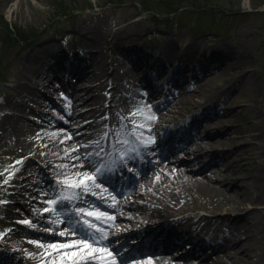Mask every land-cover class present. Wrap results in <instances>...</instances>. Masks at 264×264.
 Wrapping results in <instances>:
<instances>
[{"label": "rangeland", "instance_id": "rangeland-1", "mask_svg": "<svg viewBox=\"0 0 264 264\" xmlns=\"http://www.w3.org/2000/svg\"><path fill=\"white\" fill-rule=\"evenodd\" d=\"M41 46L43 49L38 48ZM35 48L39 49L35 58L25 59L24 56ZM200 51L211 53L204 62L211 70L200 72L193 78L185 76L175 88L173 97L166 95L165 89L169 86L163 75L152 77L153 64L160 68L162 59L168 58L169 62L178 64L175 53L186 52L188 60H192L194 55L201 54ZM171 52L173 54H169ZM77 53L84 57H77ZM76 54L75 63L81 65H73L75 73L79 71L84 75L63 77L67 73L65 68L70 56L74 58ZM155 57H161V60L156 61ZM54 60H58L55 65L52 64ZM87 62L91 68L90 64L83 66ZM168 64L165 69H172L171 63ZM49 66L58 68L56 72L60 79L46 85L45 74L53 73ZM92 68L96 70L95 75L91 73ZM182 73L189 75L190 72ZM251 74L257 77L259 90L252 84ZM84 76L90 78L97 88V113L100 117L89 116L88 120L73 126L91 109V105L86 106V103L92 94L79 95ZM225 81L229 82L227 86ZM147 82L154 91L157 90L156 94L148 95L151 88ZM189 84L193 87L183 91ZM166 97L171 101L164 103L163 107L155 104ZM195 103L203 105L205 110L198 109L199 112L193 113L191 130L198 133L197 141L210 144L195 154L182 152L174 156L182 160L173 158L171 164L164 162L159 165L165 168L175 165L183 169L187 163L189 169L184 171L185 174L191 178L214 175L211 178L215 185L218 183L214 178L229 172V177L236 181L227 180L222 185L227 198L212 189L199 196L198 201L168 206V202L159 197L167 193L163 190L164 193L160 191L152 201L149 197L147 202H152L153 208L144 217L129 221L118 216L113 225H127L119 229L126 232L159 213L224 212L230 208L232 198L239 200L245 209L243 211H247V225L255 236L240 238L234 247L225 250L226 254L224 249L214 253L205 250L200 261L193 256L180 257L177 252L154 256L176 263L196 260L201 264H242L240 257L247 255L240 250L248 247L253 255L250 264H264V0H0V194L8 186L10 189L17 185L16 200L19 202L11 207L4 204L8 207L4 209L9 217L7 222L0 220L1 241H7L8 247L24 258L28 256L33 261L43 259L41 263L50 256L46 257L42 248L40 253L43 254L34 252L31 255V249L26 250V247L32 241L37 245L73 243L74 240L62 236L43 240L40 236L29 235V231L20 227L23 225L43 233L49 231L48 227L34 220H29L31 224L20 223L27 220L28 215L20 211L24 209L42 221L54 220L52 212L43 213L47 206L39 202L44 200L38 196L43 187L36 184L40 167L56 180L64 178L61 173L71 175L76 169L82 172L87 168L81 159L84 144H76L79 139L87 136V140L95 141L97 146L100 141L105 144V140H115L114 144L119 145L122 140L132 141L136 138L131 134L134 119L137 125H143L137 128V135L148 140L152 132L167 122L182 119L187 110L196 111L198 106H194ZM76 108L78 113L74 111ZM138 109L139 113L132 117L131 113ZM205 111L211 112L210 116L196 122ZM57 129L73 132V136L63 144L75 143L73 149L77 151H67L69 155L49 156L47 152L55 151L38 145L41 140L48 144L51 138H55L52 134ZM256 143L260 147L253 149L252 145ZM58 149L56 146L55 150ZM74 156L80 159L73 160ZM73 164L78 167H72ZM60 165L68 167L61 168ZM152 171L142 179L150 177ZM250 175L254 177L246 178L249 186L245 190L242 178ZM6 179L7 184L4 183ZM152 181L155 185L160 179ZM190 182L180 180L176 185L192 188L194 182ZM90 187L91 192L99 195L107 206L113 204L110 192L100 189L99 193L92 183H89ZM258 187L263 194L261 200L249 199ZM236 190L241 193L234 194ZM140 195L137 193L132 197L138 204L130 206V203L123 211L130 213L140 209ZM3 210L2 215L6 214ZM108 228L113 235L119 231L107 226V233ZM237 234L242 237L244 233L237 231ZM100 246L108 249L107 244ZM180 249L186 250L183 246ZM51 252L55 256L54 250ZM58 262L60 259L55 263ZM94 264L103 263L98 259Z\"/></svg>", "mask_w": 264, "mask_h": 264}, {"label": "bare ground", "instance_id": "bare-ground-1", "mask_svg": "<svg viewBox=\"0 0 264 264\" xmlns=\"http://www.w3.org/2000/svg\"><path fill=\"white\" fill-rule=\"evenodd\" d=\"M167 43V44H166ZM166 45H170V42H166ZM216 44V43H215ZM222 45V44H221ZM44 46L38 47L39 49H43ZM38 48H35V50H32L31 52L27 53L24 58L28 59L29 61L32 58H35L36 53L39 51ZM48 48V47H47ZM46 48V49H47ZM194 52H196V50H193ZM202 54H204V51H200ZM209 52V51H207ZM218 54V53H217ZM91 68V67H90ZM116 68L113 69V71H115ZM91 72H95V69H91ZM251 78L253 79L252 84L255 85V88L259 90V83H258V79L254 74L250 75ZM84 82L83 85L81 87V89L79 91H81L79 93L80 94H84V96L90 95V101L88 103H86L88 105H91V109L89 112H87V114L83 115L81 119H78L74 122V125H78L83 123L84 121L88 120L89 116H94V117H100V114L97 113V109H98V94H97V88L95 86V84L92 83L91 79L88 77L84 76ZM227 84H229L228 81L224 82V85L227 86ZM90 92V93H89ZM199 103H195L194 106H198ZM191 108V107H190ZM74 111L76 113H78L79 109L76 108L74 109ZM87 123V122H85ZM90 127V126H89ZM55 133H53L52 137L55 138H51V140L49 141V143H45L43 140L38 142V145L43 147V149L46 150H54L55 152L51 153L47 152L49 156H58L61 154H65L67 151H71V149H73V147H76L75 143H68L67 145L63 144L66 140L69 139V137L73 136V132L72 131H68L67 129H57L54 131ZM50 137V134L49 136ZM40 140V139H39ZM89 140V139H88ZM87 136L84 138L79 139L76 144H87ZM61 141H63V143H61ZM207 144V147L210 143L207 142H203V141H196L194 142V147L193 150H191V152H195V151H199L201 149H204L205 146ZM56 146L59 147V149L56 151ZM85 146V145H84ZM260 145L258 143H256L255 145H252L253 149H257L259 148ZM91 147L86 148V151H89ZM72 152V151H71ZM195 154V153H194ZM199 156V154H198ZM196 156V158L198 157ZM171 164V163H169ZM189 164L185 163L183 165V169L181 168H176V166H167V168H165L164 166H158V165H154L153 171H152V175L150 177H147L146 179H142L140 177V182L137 185L136 188H134L133 193H131L130 195H127L125 197H123L122 199H120L116 204H115V208L116 209H120V206H128L130 203V206H135L136 204H138L136 201V199H132L133 195L135 194H141L140 195V199L138 200L139 202H142V206L140 207V209L136 210V211H132L130 213L126 212V211H122L121 213H119V216L122 217H126L129 221H132V219H134L135 217H144L146 215V213L149 211V209L153 208V204L152 202H147L149 201V197L152 199L154 198L153 196L158 195L159 196V192L161 191L162 193L163 190H166L167 193L162 194V196H159L160 199L165 203L168 204V206H172V205H178V204H186L192 200L194 201H198L199 200V196H203L206 195L210 190L214 189L216 193L221 194L223 196H225L227 198V193L225 191H223L222 189V185L227 181V180H231V181H236V179H233L231 177H229V172L226 173H221L219 174V177L216 179L214 178V182L218 183L217 185L213 184V180L211 177H214V175L208 176V175H204V176H196V177H192L189 174H185L184 171L186 169H189ZM80 170L76 169V172H79ZM83 172H87L86 170H83L81 173ZM90 174V173H89ZM157 177V178H155ZM245 178H242V184L244 187V189L246 190L249 186L248 181L247 180L252 177H254V175H250V176H244ZM156 179H160L159 181H156L155 185L154 182L152 180H156ZM185 181L188 183V181H191L190 183H192V188L190 186H178L176 185V182L179 181ZM209 180V182H208ZM211 180V181H210ZM211 183V184H210ZM160 186H162L163 188H159ZM241 193V191H234V194H238ZM196 196V197H193ZM263 194H261V190L260 188H256L254 190V193L251 195V200L253 201H259L261 200ZM229 199V198H228ZM133 200V201H131ZM136 200V201H135ZM231 202L229 206L230 208H226L224 210V212H213L212 213H203V212H195L192 216V220L195 222L192 225L194 226V228L196 229H201L202 232H206L209 235L212 234H217V233H222V232H228L230 236H234L235 238V242L239 241L240 238H250L255 236L252 231L249 230V227L247 225V215L246 212L247 211H243L244 207H242L239 202V200H234L232 198H230ZM245 210V209H244ZM112 217H116L117 213H114L113 215H111ZM114 229L118 228H125V224L120 223L118 224V227H116L115 225ZM242 232L244 233L242 237H240L239 234L236 235V232ZM239 235V236H238ZM235 242L232 243L230 246L226 247V250L229 249L230 247H234ZM33 244V245H32ZM28 244L26 247V250H30L31 255H34V252L38 253V254H43L45 252L46 253H52V249H48L46 246L49 244H59V242H53V243H45L42 244L45 247H43L42 251H41V247H38L37 244ZM31 245V246H30ZM234 245V246H233ZM35 246V247H34ZM174 249L175 246H172ZM79 248V247H78ZM78 248L72 249V250H67L70 252H74V251H78ZM87 250H85L86 252ZM215 251V250H214ZM213 251V252H214ZM225 251V250H224ZM241 252H246V257H240V260L242 261V264H250L252 263L253 260V255L251 253V249H249L248 247H245L244 249L240 250ZM3 252V251H2ZM235 252V251H234ZM227 252L225 251V254ZM83 254V253H82ZM94 254H99L100 257L106 256V253H94ZM174 254V253H173ZM54 254L51 255H46L45 261L43 263H41L43 261L39 260V261H34L33 263L35 264H64V263H70L69 260H67V258H65L63 261L60 260V262L55 263L56 261H58L60 258L53 256ZM203 254H199L197 256V260H199L200 258H203ZM108 258V257H107ZM58 259V260H56ZM110 259V258H108ZM200 261V260H199ZM199 261H183V262H173L170 259H164V257H153V255H151V257L145 256L142 259H137L136 261H132L129 264H201L199 263ZM256 263H259V261H256ZM253 264H255L253 262Z\"/></svg>", "mask_w": 264, "mask_h": 264}, {"label": "snow or ice", "instance_id": "snow-or-ice-1", "mask_svg": "<svg viewBox=\"0 0 264 264\" xmlns=\"http://www.w3.org/2000/svg\"><path fill=\"white\" fill-rule=\"evenodd\" d=\"M139 109L136 112L131 113L132 117H135L139 113ZM151 119H155V117H150ZM133 129H132V135L136 137L137 140L140 139V136L137 135V128L143 127V125H137L136 121L132 120ZM70 139V137H69ZM123 144H128L129 142L127 140L119 141ZM63 143V141H61ZM143 143V142H142ZM71 151H77V149H72ZM66 155H69L68 152H66ZM96 155L99 156V153H96ZM73 160H79V156L72 157ZM17 163H20L18 161ZM115 163V161H113ZM61 168H67L68 165H60ZM72 167H78V165L73 164ZM109 165L104 163L103 161L94 168V173L89 174L88 172H74L71 175L67 173H61V175L64 177L63 179H58L56 181V184L60 186V190L56 193L52 194L51 199L44 200L43 203L47 204L49 207L43 208V213H49V212H55L56 208L55 206H58L60 204H63L64 202H73L79 199V193L76 190H80L83 193H89L92 195H96V193L91 192L89 188V183H92L95 185V187L99 188L100 185L96 184L95 181L98 177V175L102 174L103 171L108 168ZM73 177H78L79 179H74ZM9 177L8 179H10ZM8 179L4 181L5 184L8 183ZM43 196L50 195L48 192L41 193ZM114 200V197H113ZM0 203H3V201H0ZM74 214L78 216H88V217H94L97 221H101L104 219H107L109 221L113 220L114 217L107 215L106 213L99 211V210H87L83 207L76 208L74 210ZM58 220H54L53 223H58ZM20 223L24 224H31V221L24 220L20 221ZM83 225L86 226L87 230L91 231L94 230L95 233H98L99 236L92 235L91 239L88 238H81L74 240L73 243H59V244H49L46 247L48 249L54 250L55 256L59 257L61 261H63L65 258L71 262V264H94V261L98 259H103V257L96 256L94 253H106L107 257H110V261L107 262V264H117L116 257L114 253L107 249L106 247H96L97 244L101 243L103 240L107 239V232L104 228L98 227L96 223L91 222L88 219H83L82 221ZM47 231V230H46ZM60 236H66L71 235L73 237L76 236V232L72 229H64L58 233ZM32 243H36L35 241H32ZM80 246L78 248V251L70 252L67 251L68 249H72L74 247ZM38 247H45L42 244H38ZM60 249H64L65 251L60 252ZM85 250H87L85 252ZM83 253V254H82ZM46 255H51V253H46ZM51 264V262H50Z\"/></svg>", "mask_w": 264, "mask_h": 264}]
</instances>
